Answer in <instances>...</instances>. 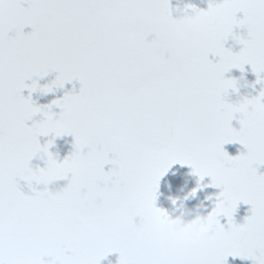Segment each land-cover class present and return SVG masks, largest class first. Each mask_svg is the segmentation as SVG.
<instances>
[{
	"label": "snow or ice",
	"instance_id": "obj_1",
	"mask_svg": "<svg viewBox=\"0 0 264 264\" xmlns=\"http://www.w3.org/2000/svg\"><path fill=\"white\" fill-rule=\"evenodd\" d=\"M200 27L205 45L184 39ZM246 65L264 85V0H0V264H101L112 253L117 264H264V87L233 102L239 80L226 76ZM66 84L47 104L33 99ZM65 136L60 160L51 149ZM236 143L244 150L230 155ZM175 164L198 177L190 196L220 191L170 250L156 201ZM69 178V190H50ZM241 203L250 214L237 222ZM200 231L212 235L193 253Z\"/></svg>",
	"mask_w": 264,
	"mask_h": 264
},
{
	"label": "flooded vegetation",
	"instance_id": "obj_2",
	"mask_svg": "<svg viewBox=\"0 0 264 264\" xmlns=\"http://www.w3.org/2000/svg\"><path fill=\"white\" fill-rule=\"evenodd\" d=\"M193 3L196 4L200 8H207V0H171L173 6L179 5L183 7L185 3ZM175 16L176 13L174 12ZM242 15V14H238ZM30 28H25V31H30ZM237 31H243L237 29ZM227 46H232L234 51H238L240 48L239 44H236L231 39L226 44ZM55 74H51L46 77L44 80H41V83H45L51 79H54ZM229 77H235L239 80V94L231 93L229 99L231 101H237L245 96L251 97L255 96L259 93L261 87L264 85L255 84L253 87V83L256 81L255 74L251 71L250 65L245 66V72L242 74L238 69H232L229 73L226 74ZM242 77V78H241ZM72 88L71 84H66L65 89H58L55 93H50L44 96H39L37 94H33V99L37 101L39 104H47L51 100L63 96L65 90H70ZM77 90L79 89V83H76ZM27 95V90L24 92ZM55 111H59V109H54ZM233 127L239 128V124L236 120L232 121ZM46 138H41V142ZM72 141L73 138L71 136H65L62 138H57L55 142V147L51 149L54 153H58V159L62 160L71 150H72ZM230 155H237L239 151H243V146L236 144H227L224 146ZM33 166L40 165L43 167V162L34 159L32 161ZM260 172H264V166H261L259 169ZM210 177H205L201 182L204 185H210ZM198 177L191 174V169L187 166H181L180 164L173 165L168 173L162 177L159 186V193L156 201L157 207L165 209L167 211V216L162 220L161 223V234L163 233L164 228L171 224L173 221L177 219H183L181 216V211L177 208L181 202H183L184 210L189 213L188 219L196 218L197 215L206 216L211 208L214 206V200L216 194L220 191V189L206 186L200 188L195 196H190L193 188L197 187ZM21 185H24V182L21 181ZM43 187V186H40ZM25 192H28L27 187L23 188ZM188 197V199H184V197ZM212 196L213 199L209 200L207 197ZM179 197V199H177ZM173 199L176 200V204H173ZM250 206L241 203L238 206L237 212L235 214V219L237 222H243V218L250 214L249 213ZM222 223H226V218H221ZM118 253L110 254L106 259H104L101 264H117ZM229 264H252L251 260H241L240 258L233 259L229 257Z\"/></svg>",
	"mask_w": 264,
	"mask_h": 264
},
{
	"label": "clouds",
	"instance_id": "obj_3",
	"mask_svg": "<svg viewBox=\"0 0 264 264\" xmlns=\"http://www.w3.org/2000/svg\"><path fill=\"white\" fill-rule=\"evenodd\" d=\"M209 29L207 27H200L193 31H188L184 35V39L187 42L203 46L208 41V33ZM236 115L241 119H247L249 118L250 114L245 111H238ZM73 183L72 178H69L66 183H64L61 187L67 191L70 189L71 185ZM227 191L232 193L233 195H236L240 191V186L235 184H229L227 186ZM179 199V197H177ZM185 199V197H184ZM181 211V216L184 217L183 219H177L176 221H173L171 224L167 225L163 233L161 234V244L163 247H166L170 250H174L176 247L175 241L181 238H186L190 236L192 233L198 232L200 225L197 221V218L188 219L189 213L184 210L183 202L177 207ZM212 235L209 231H200L198 237L191 240L187 244V248L193 252L197 253L202 248H204L210 236Z\"/></svg>",
	"mask_w": 264,
	"mask_h": 264
},
{
	"label": "water",
	"instance_id": "obj_4",
	"mask_svg": "<svg viewBox=\"0 0 264 264\" xmlns=\"http://www.w3.org/2000/svg\"><path fill=\"white\" fill-rule=\"evenodd\" d=\"M109 166L106 165V170ZM64 183H66V181H58V182H55L53 185H49V188L50 190H55L56 188L62 186Z\"/></svg>",
	"mask_w": 264,
	"mask_h": 264
}]
</instances>
